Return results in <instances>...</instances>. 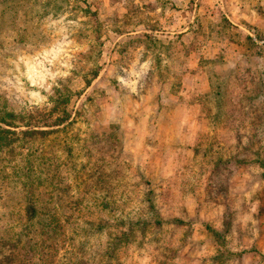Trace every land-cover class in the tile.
Listing matches in <instances>:
<instances>
[{
  "label": "rangeland",
  "instance_id": "374dc122",
  "mask_svg": "<svg viewBox=\"0 0 264 264\" xmlns=\"http://www.w3.org/2000/svg\"><path fill=\"white\" fill-rule=\"evenodd\" d=\"M0 264H264V0H0Z\"/></svg>",
  "mask_w": 264,
  "mask_h": 264
}]
</instances>
